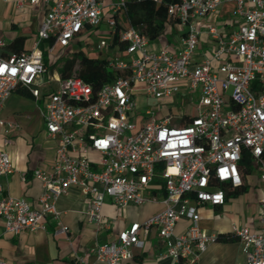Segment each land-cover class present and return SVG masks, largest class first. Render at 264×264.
Returning <instances> with one entry per match:
<instances>
[{"label": "built area", "instance_id": "built-area-1", "mask_svg": "<svg viewBox=\"0 0 264 264\" xmlns=\"http://www.w3.org/2000/svg\"><path fill=\"white\" fill-rule=\"evenodd\" d=\"M44 3L46 15L33 47L27 51L2 53L7 43L0 38V111L18 87H25L38 101L46 130L57 139L56 156L48 168L32 176L42 180L43 192L37 208L26 197L6 194L2 177L15 172L6 147L14 142L18 123L0 117L4 147H0V219L5 230L19 234L46 228V219L57 220L56 234L70 228L57 209V200L79 186L91 195L89 222L96 227L95 261L77 256V264H124L143 248L151 231L164 243L163 257L172 264H195L218 240L199 226L202 204L219 206L227 199L225 186L244 184V172L258 170L262 198L258 224L252 229L234 224V234L243 245L248 264H264V0H179L169 6L185 31L177 50L150 48V39L134 26L118 29L116 14L126 10L127 0H115L110 14L102 0H30ZM224 3H234L243 21L225 36L217 26L208 33L215 41L211 56L197 60L202 30L197 20ZM23 4L22 0L18 1ZM108 23V37L99 48H110L115 36L126 44L128 58L113 56L108 66L117 76L97 91L75 73L69 77L49 72L43 43L48 50L69 47L92 27ZM46 88V90H43ZM185 90L198 95L194 113L181 111L158 118L145 113L136 98L172 97ZM195 101V100H194ZM99 156L91 159V152ZM245 156L250 161H245ZM28 172L22 173L28 181ZM148 189L164 191L163 207L142 222H133L112 240L100 232L112 227L102 214L107 199L119 207L158 201ZM191 224L176 232L178 221ZM0 264H8L0 255Z\"/></svg>", "mask_w": 264, "mask_h": 264}, {"label": "crops", "instance_id": "crops-1", "mask_svg": "<svg viewBox=\"0 0 264 264\" xmlns=\"http://www.w3.org/2000/svg\"><path fill=\"white\" fill-rule=\"evenodd\" d=\"M18 1L0 0V38L7 43L2 51L4 55L30 50L38 37L46 15L44 3L33 4L30 0H22L23 4L19 5ZM102 1L105 4L104 13L107 15L109 5L115 0ZM242 21L243 19L236 14L234 3H224L205 18L198 19L196 23L202 33L197 60L204 55L211 56L215 48V41L208 33L210 26H217L227 36L236 30ZM184 31L185 28L178 23V20L170 23L158 41H150V48H168L175 51L180 46ZM13 42H16V47L11 45ZM67 48L60 50L64 53V59L77 53L68 57ZM108 49L109 52L111 51V55L106 57L108 59L113 56L128 58L126 49H121L118 44H111ZM84 51L93 55L92 50H90L91 53ZM63 58L56 64L57 66L61 63L60 70H56V66L48 69L46 79L51 75L62 76L65 62ZM26 90L20 87L13 92L0 111L1 118L15 121L19 125L13 131L14 142L6 147L15 172L2 177L1 180L5 183L6 194L26 197L35 207L39 208L38 198L43 192V182L33 177L31 172L38 168L51 166L56 156L58 141L47 133L45 120L41 113L43 100L37 101L31 92ZM178 94L188 95L185 90ZM139 95L145 94L140 93ZM180 110L188 113L184 106ZM4 137V128L0 126V147H4ZM92 153L98 156L96 152L92 151ZM23 172L29 173L27 182L22 179ZM225 190L227 199L224 204L219 206L202 204L198 208L199 226L209 234L222 235V238L210 244L195 264H248L243 245L234 234V224L246 225L252 229L258 224L262 198L258 170L250 167L244 172V184L241 187L225 186ZM145 193L146 195H157L159 200L148 201L141 205L130 204L126 207H119L110 199L106 200L102 214L105 221L112 222V227L100 232L103 240L116 238L119 232L133 222L145 221L163 207L160 201L164 194L162 189H148ZM56 204L62 221L70 228L68 235L55 233L57 220L51 215L46 219V228L37 231H23L19 234L7 232L4 221L0 219V255L8 264H77L79 255H85L89 261H95L93 247L97 236L96 227L89 222L87 214L92 207L91 195H85L79 186H73L70 193L61 196ZM190 224V219L182 217L177 223L176 232L184 231ZM143 238L145 239L144 247H135V256L126 260L124 264H172L171 257L161 256L164 253V243L156 231H151L148 236L143 235Z\"/></svg>", "mask_w": 264, "mask_h": 264}, {"label": "trees", "instance_id": "trees-1", "mask_svg": "<svg viewBox=\"0 0 264 264\" xmlns=\"http://www.w3.org/2000/svg\"><path fill=\"white\" fill-rule=\"evenodd\" d=\"M177 1L179 0H127L126 10L116 14L118 29L134 26L141 33L146 34L150 41H154L165 33L168 24L177 21V18L169 14V6ZM51 43L52 41L49 40L42 45L49 70L53 69L58 61H62L61 59L64 57L63 52L59 56H54V54L49 52L48 46ZM112 44H118L121 49H126V44L119 41L118 36H115ZM11 45L16 47V42ZM64 61L62 68L63 77H69L75 73L91 84L95 91L117 76L116 71L109 68L108 58L88 54L84 50L75 53ZM22 88L26 89L25 87ZM244 159L245 161H250L248 156H245ZM238 190L240 191L241 189ZM221 238L222 235H219L218 239Z\"/></svg>", "mask_w": 264, "mask_h": 264}, {"label": "rangeland", "instance_id": "rangeland-1", "mask_svg": "<svg viewBox=\"0 0 264 264\" xmlns=\"http://www.w3.org/2000/svg\"><path fill=\"white\" fill-rule=\"evenodd\" d=\"M110 9L106 16H109ZM108 23L103 21V23L99 27H92L86 32L82 33L81 35H78L72 44L66 49L67 56L73 55L75 52L81 51V50H87L89 53H91L90 50H92L93 55L99 56L101 58H106L111 55V51L109 52V49L104 47L103 49L99 48V44L102 38L108 37ZM156 39V41H158ZM61 48L59 47L57 51L54 53V56L61 55ZM65 58V57H64ZM63 58V61L65 60ZM59 63L56 66V70H60ZM78 68V65H77ZM49 73V72H48ZM47 73V74H48ZM188 94V93H187ZM195 100V101H194ZM198 100V95H185V94H175L172 97H165V98H150L146 97L145 95H138L136 98L137 106L139 109L142 110V113H145L147 109H151L152 111H155L156 116L158 118H163L171 113L173 114H179L181 112V107L187 108L188 114L191 115L194 112L193 106L194 102ZM91 159L94 161H97L99 159V156L95 155L94 153L91 154Z\"/></svg>", "mask_w": 264, "mask_h": 264}]
</instances>
